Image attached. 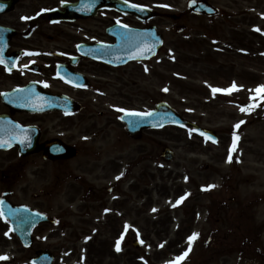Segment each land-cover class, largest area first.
I'll return each mask as SVG.
<instances>
[{
    "label": "rangeland",
    "instance_id": "1",
    "mask_svg": "<svg viewBox=\"0 0 264 264\" xmlns=\"http://www.w3.org/2000/svg\"><path fill=\"white\" fill-rule=\"evenodd\" d=\"M174 1L178 10L184 9L185 0ZM197 23L196 19L188 23L190 37L196 33ZM215 23L211 19L205 23L204 42L189 44L183 34L168 33V45L154 60L110 69L109 75L98 73L101 76L95 77L91 90L80 93L85 94L87 110L72 119H76L75 132L90 155L76 163L86 166L85 171L79 170L86 181L81 188L75 182L77 197L72 204L62 195L74 188L71 179L46 202V207L53 206L51 214L62 216V223L56 232L45 229L46 241L41 246H56L58 264H172L185 252L187 256L179 264H264V100L260 98L264 93L254 94L256 86L264 85V41L231 42L230 32H226L220 37L222 43L215 44L211 42ZM81 27L100 34L93 27ZM174 37L180 42L173 44ZM56 44L69 48L63 41ZM241 48L250 53H241ZM96 68L106 71L104 66ZM233 82L240 87L231 95L211 90L228 88ZM5 84L12 86L2 82L0 90ZM255 95L258 107L253 104L251 112H242L243 102ZM161 100L186 118L216 129L220 141L212 143L192 129L178 126L147 129L140 140L130 138L114 112L116 107L148 111ZM241 121L245 123L242 127H234ZM234 133L238 140L229 162L226 150ZM165 146L174 148L175 161L161 158ZM97 154L103 164L119 157L121 166L115 163L114 170L90 172ZM119 182L125 198L118 200V190L108 189ZM90 185L103 189L99 192L102 197H110L109 214L99 203L88 202L94 197L88 191ZM32 191L26 196L31 201ZM19 194L25 197L21 190ZM186 195V202L178 207L176 199ZM119 203L124 210L112 212ZM89 207L90 215L83 217L79 212H87ZM126 225L131 232L123 243L120 240L121 250L116 251L117 236L126 231ZM52 233L55 237L49 239ZM194 233L198 236L189 249V237ZM134 240L142 247L136 249ZM9 242L6 255L15 264H30L34 253L21 249L16 240Z\"/></svg>",
    "mask_w": 264,
    "mask_h": 264
},
{
    "label": "flooded vegetation",
    "instance_id": "2",
    "mask_svg": "<svg viewBox=\"0 0 264 264\" xmlns=\"http://www.w3.org/2000/svg\"><path fill=\"white\" fill-rule=\"evenodd\" d=\"M10 6L9 10L4 15L0 14V26H6L15 32L12 38L7 37L8 46L5 48L4 57L15 53L17 62L20 67L15 71H8L6 68L0 66V85L2 82L12 83V88L20 87L35 81L39 85L42 83L46 90L50 93H60L57 89L59 82L56 73L57 65L67 63L72 56H77L80 59L75 70L85 75L101 76L98 73H108V65L94 62L90 59L81 57L77 53V47L80 44L86 43H102L114 44L117 42L116 34L110 33L118 31L122 25H127L132 28H147L155 26L158 30L167 37L174 31L175 35L185 34L182 39L193 44L194 41L201 42L207 39L205 36L206 22L209 19L216 20L213 26L215 33V44L222 43L221 35L230 32L231 42L237 40L264 41V0H203L212 3L215 10L213 16L206 14H196L189 9L180 10L178 13L169 12V8L176 7L174 0H127V3L139 6L148 7L150 11H146L145 15L152 14L149 18L141 19L139 16L126 12L124 8L125 0H88V4L96 9V16L88 18H68L65 15V5L74 4L78 0H7ZM189 2V0H187ZM180 1L177 2V5ZM56 13V15H53ZM257 12H260L261 16ZM146 17V16H145ZM27 18V19H23ZM197 20L196 33L192 34L194 38H190L187 31L189 30L188 23L192 20ZM168 22L173 25L167 26ZM93 27L100 31V34H92L85 31L84 27ZM78 29V31L76 30ZM255 29H259L256 31ZM70 35L72 38L68 37ZM79 37L74 39L73 37ZM252 39V41L250 39ZM173 44L180 42L178 37H174ZM59 41L65 42L68 45L66 48L59 46ZM50 43H55L50 46ZM230 43V39H229ZM253 43V42H252ZM3 51V50H2ZM36 52V56H29L26 53ZM250 53V51H248ZM248 53V54H249ZM29 60L36 61L37 67L34 71L30 68H24L23 64L28 63ZM106 66V71H102L96 67ZM37 69V70H36ZM36 70V71H35ZM9 75H12L9 77ZM9 78V79H8ZM52 84V85H50ZM47 85V86H45ZM7 84L4 89L0 90V94L8 91ZM66 91V90H65ZM83 93V91H79ZM81 100H85V94H79ZM76 99V98H75ZM80 113L69 115H61L58 112H47L44 114H26L17 113L7 107L2 101L0 95V115H11L16 121L25 126H35L36 132L28 131L26 138L28 140L37 142V148L32 154H22L18 147L4 152H0V194L1 199L4 198L7 202L17 205H26L35 211H42L45 213H53V206H47V198L55 195L59 186L65 184L66 179H71L70 185L73 189L68 190L62 195H65L70 203L77 197V188L75 182L84 185L86 178L79 172L84 170L86 166L76 165V163L84 157L90 156L87 150L83 149V140H80L78 134L75 132L77 121L75 118ZM49 116V117H45ZM91 116V114L89 115ZM82 132V130H80ZM99 135V130L96 131ZM51 141H63L72 150L61 152L60 157L47 159L48 154L45 152L46 144ZM66 153V154H65ZM22 154V155H21ZM94 161L91 166L95 171L98 168L107 170H114L117 168L115 163L119 162V157L111 158L108 163H102L100 154L93 156ZM112 160V161H111ZM65 176V177H64ZM40 182L42 187L40 188ZM81 188V187H80ZM32 191V201L26 196L30 195ZM41 189V192H40ZM19 190L22 191L24 198L20 197ZM94 193L92 200L88 201L90 204L94 201L99 203L102 208L108 207L111 201L107 194L102 197L100 191L96 186L90 185L88 191ZM118 190L117 199L125 198V191L123 186L119 183L112 185L108 191L113 192ZM40 199L42 203L40 204ZM87 206V198L84 200ZM123 204L119 203V207H112V212L123 211ZM90 207L87 212L81 210L79 213L83 217L90 215ZM110 212V210H109ZM56 222L42 223L31 230L32 242L31 246L25 247L20 242H17L21 249L30 251L34 254L41 250L50 249L55 253V245L48 247L41 246L46 241L45 229L60 227L61 215L57 216ZM7 220V222H5ZM11 229V231H10ZM58 230H53L56 232ZM8 233V235H5ZM55 234H48L49 239H54ZM17 238L16 233L12 229V224L8 219L0 218V250L7 249L8 241L5 238ZM57 257L55 256V260Z\"/></svg>",
    "mask_w": 264,
    "mask_h": 264
},
{
    "label": "water",
    "instance_id": "3",
    "mask_svg": "<svg viewBox=\"0 0 264 264\" xmlns=\"http://www.w3.org/2000/svg\"><path fill=\"white\" fill-rule=\"evenodd\" d=\"M195 10L199 11V10H203L204 6L202 5H196ZM148 48L151 49H156L157 46L156 45H149ZM149 53V52H147ZM144 53V54H147ZM116 57L115 60H118V57L123 56L124 51L122 49H119L115 52ZM131 56H135V54L130 53ZM150 56V55H148ZM20 92H16L13 93V95L15 94H19ZM154 115L151 117H138V116H132L128 119L129 124L131 125V129L130 131L133 132L135 135H139V132H141L142 128L144 127H150V126H156V127H162L167 123H178V124H191L190 122L184 120L182 117H180L175 110H173L172 108H170L166 103H160L157 106V111L152 112ZM193 126H196L194 124H191ZM199 130L205 131L199 127H197ZM207 132V131H205ZM11 140H16L15 138H11ZM164 156L168 159H172L173 157V153L169 150L166 149L164 151Z\"/></svg>",
    "mask_w": 264,
    "mask_h": 264
},
{
    "label": "snow or ice",
    "instance_id": "4",
    "mask_svg": "<svg viewBox=\"0 0 264 264\" xmlns=\"http://www.w3.org/2000/svg\"><path fill=\"white\" fill-rule=\"evenodd\" d=\"M125 2H127V0H125ZM132 7H138L136 5H131ZM23 19H27V18H23ZM122 27H127L126 25H122ZM256 31H259V29H255ZM0 51H2V49H0ZM152 49L151 48H148V47H145V48H142L140 49V53L141 54H144V53H147V52H151ZM26 54H29V53H26ZM133 58H136V57H133ZM0 63H3V60H0ZM145 71H147V69H145ZM47 86V85H45ZM164 91H168L167 88L163 89ZM212 92L215 94L217 92H224L226 94H231L233 91H238V87L237 85L235 84V82H233L232 86L229 88V89H218V88H212L211 89ZM22 91V90H21ZM250 91H253V90H250ZM258 95L261 94V93H264V85H261V86H258L255 90H254ZM0 95H7V94H0ZM260 98L262 100H264V95H261ZM254 107V105L250 104L248 105L246 108L245 107H242L240 110L242 112H246V111H249L251 110L252 108ZM116 111L118 112H124L125 115H129V116H138V117H151L153 116L154 114L152 112H144V113H139V112H127L125 109H116ZM244 123L243 121H241L240 123L236 124L234 127L236 128H239L240 127V124ZM155 126V125H154ZM201 135H204V133H201ZM233 148L230 149L229 151V162H231V152L232 150L235 148V142L236 140H238V137L235 135V133L233 134ZM21 144L24 143V140H20L19 141ZM215 142V141H214ZM8 142L7 141H0V147H4L5 144H7ZM122 175V174H121ZM116 179H120V177H116ZM210 187H214V186H210ZM183 199V198H181ZM2 203V202H0ZM0 218H4V212L2 209H0ZM5 222H7V220H5ZM128 225L125 226V230L127 231L128 229ZM11 231V229H10ZM5 235H8V233H5ZM198 236V234L194 233L193 236L189 237V249L191 248V241L194 240L196 237ZM123 239V236H121V240ZM121 248H120V240H118L116 242V251H120ZM187 256V252H185L183 255H181L180 257H177L176 258V261L172 262V264H179V261H182L184 259V257ZM8 257L6 256H0V261H3V260H7Z\"/></svg>",
    "mask_w": 264,
    "mask_h": 264
}]
</instances>
